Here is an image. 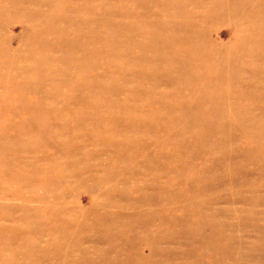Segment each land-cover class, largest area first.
Here are the masks:
<instances>
[{"label": "rangeland", "instance_id": "obj_1", "mask_svg": "<svg viewBox=\"0 0 264 264\" xmlns=\"http://www.w3.org/2000/svg\"><path fill=\"white\" fill-rule=\"evenodd\" d=\"M0 264H264V0H0Z\"/></svg>", "mask_w": 264, "mask_h": 264}]
</instances>
